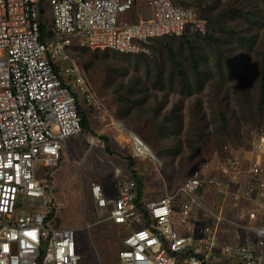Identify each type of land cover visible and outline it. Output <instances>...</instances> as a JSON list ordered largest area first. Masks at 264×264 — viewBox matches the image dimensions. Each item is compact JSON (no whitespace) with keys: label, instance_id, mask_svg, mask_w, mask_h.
Instances as JSON below:
<instances>
[{"label":"built area","instance_id":"1","mask_svg":"<svg viewBox=\"0 0 264 264\" xmlns=\"http://www.w3.org/2000/svg\"><path fill=\"white\" fill-rule=\"evenodd\" d=\"M176 2L0 0V264H113L95 247L83 257L77 229L48 217L55 207L46 168L82 132L80 103L94 105L76 50L138 55L155 39L204 33L207 21ZM116 125L131 156L158 169L152 180L146 168L140 183L123 175L114 197L88 183L94 210L107 209L104 220L124 228L115 264H264V132L246 148L224 145L168 184L149 145Z\"/></svg>","mask_w":264,"mask_h":264},{"label":"rangeland","instance_id":"2","mask_svg":"<svg viewBox=\"0 0 264 264\" xmlns=\"http://www.w3.org/2000/svg\"><path fill=\"white\" fill-rule=\"evenodd\" d=\"M190 5L208 23L204 33L155 39L138 55L89 48L74 53L94 90V105H79L89 129L69 138L63 158L46 171L53 221L77 229L83 257L95 247L103 262L115 264L124 229L104 220L107 209L94 210L88 183L100 182L114 197L117 179L127 175L131 162L137 175L149 174L148 168L156 180L158 162L135 161L117 122L149 145L168 184L186 178L224 145L246 148L256 132H264V99L258 105L264 0H191Z\"/></svg>","mask_w":264,"mask_h":264},{"label":"trees","instance_id":"3","mask_svg":"<svg viewBox=\"0 0 264 264\" xmlns=\"http://www.w3.org/2000/svg\"><path fill=\"white\" fill-rule=\"evenodd\" d=\"M176 3L177 4H180V5L191 6L190 3H183V2H181L179 0H177ZM207 27H208V23H207ZM206 30H207V28H206ZM80 49H82V48H80ZM259 81H260V93H261V95H260V101H259L258 105H259V107H261V105L263 104V99H264V58H263V60L261 62V66H260ZM79 114H80V117H81L82 130H88L89 127H88L87 118L84 115H82L80 112H79ZM228 145H231V144H228ZM231 146H234V145H231ZM129 164H130L129 166L131 168H130L128 174L134 176L137 179L138 183H140L141 182L140 179H142L144 177V175H137L136 172H135V170L133 169V164L134 163L131 162ZM54 210L55 209H53L52 212L48 215V217L51 218L52 220H53V211Z\"/></svg>","mask_w":264,"mask_h":264},{"label":"crops","instance_id":"4","mask_svg":"<svg viewBox=\"0 0 264 264\" xmlns=\"http://www.w3.org/2000/svg\"><path fill=\"white\" fill-rule=\"evenodd\" d=\"M135 161H137L139 164L140 163H144V162H146V161H144V160H142V159H138V158H134V157H132ZM136 162V163H137ZM128 174V173H127ZM117 183H118V181H117Z\"/></svg>","mask_w":264,"mask_h":264}]
</instances>
